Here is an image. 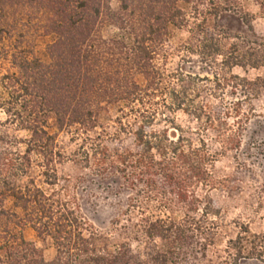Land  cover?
<instances>
[{
	"label": "trees",
	"instance_id": "trees-1",
	"mask_svg": "<svg viewBox=\"0 0 264 264\" xmlns=\"http://www.w3.org/2000/svg\"><path fill=\"white\" fill-rule=\"evenodd\" d=\"M257 1L264 9V0ZM238 9L234 0H0V59L17 70L0 77V109L6 124L31 134L2 153L0 264H180L191 242L209 235L207 217L215 212L214 202L198 191L213 183L215 156L202 138L186 136L170 115L182 111L204 129L217 130L225 150L236 139L227 137V121L204 102L203 79L182 66L168 70L166 44L172 25L188 29L190 41L178 53L219 66L214 77L221 87L225 70L264 64V38L227 48L226 33L209 24ZM30 13L39 30L57 35L48 46V63L29 51L16 25ZM243 15L253 28L252 17ZM108 25L118 29L110 39L103 35ZM116 106L111 132L101 116ZM51 115L56 132L50 130ZM157 124L168 127L156 129ZM171 126L180 134L172 136ZM64 131L81 141L71 157L59 146ZM21 144L25 151L15 149ZM68 160L101 179L119 177L137 191L133 207L144 214L137 227L146 240L144 253L128 244L115 252L102 250L94 243L95 233L86 235L89 224L77 191L83 178L59 172ZM155 203L162 215L147 212ZM177 212L183 215L177 218ZM28 225L39 238L52 240L57 250L52 261L26 239ZM245 240L240 235L234 241L237 264Z\"/></svg>",
	"mask_w": 264,
	"mask_h": 264
},
{
	"label": "rangeland",
	"instance_id": "rangeland-1",
	"mask_svg": "<svg viewBox=\"0 0 264 264\" xmlns=\"http://www.w3.org/2000/svg\"><path fill=\"white\" fill-rule=\"evenodd\" d=\"M234 2L240 8L239 13L227 12L209 23L226 33L224 45L230 48L234 43H256L263 39L264 9L259 2L257 0ZM182 7L187 12L191 11L187 5L182 4ZM119 8L120 4L114 1L113 9ZM243 13L252 17L253 28L244 20ZM34 17L33 13L22 16L16 25L22 28L29 51L48 63L50 62L48 46L57 39V35L39 30ZM170 32V41L166 44V49L170 52L168 70L173 71L182 66L186 72L199 75L203 79L199 84L204 86V102L209 104L212 111L221 119L227 121V137L236 139V145L225 150L217 130L204 129L195 117L182 111L170 115L186 136L196 141L202 138L215 156L211 168L213 183L198 191L201 196L210 195L214 202L212 211L215 212L207 217L209 235L196 237L183 253L180 264H237L239 248L234 241L240 235L247 240L242 247L243 254L237 261L238 264H264V64L259 68L227 69L225 81L222 80L221 87H217L214 72L219 66H211L197 55L188 58L178 53L179 48L190 41L189 30L172 25ZM117 34L118 29L114 26H105L103 30V35L107 39ZM1 48L3 45H0V51ZM221 61L220 57L218 62ZM16 72L17 70L12 68L7 60L0 59V77ZM235 76H239L240 79ZM244 78L250 82L244 84L241 81ZM213 92H217V95L213 96ZM118 113L117 106L111 107L110 112L102 113L101 123L111 132L114 131L111 120L115 119ZM7 118L5 112L0 109V162L5 147H10L15 140L26 141L31 135L28 131L6 124ZM48 119L50 130L56 132L54 116L51 115ZM167 127V124L155 126L156 129ZM169 132L172 136L173 133L180 134L173 126ZM58 142L68 157L77 151L81 143L79 139L73 140V134L68 131L59 134ZM15 147L22 151L26 149L25 144ZM58 167L61 175L73 179L83 178L77 190L78 205L81 215L89 224L90 230L86 235L89 237L95 233L93 239L98 247L115 252L123 244H128L137 253L145 252L146 240L137 230L143 222L144 214L141 212L142 209L133 207V199L139 198L136 190L130 189L119 177L101 179L91 171L81 169L71 160ZM146 210L162 215L156 203L151 204ZM182 215L183 213L177 212L175 217L180 218ZM201 215L202 212L198 217ZM24 235L43 252L46 260L52 261L56 257L57 250L51 239L39 238L30 225L24 228Z\"/></svg>",
	"mask_w": 264,
	"mask_h": 264
}]
</instances>
